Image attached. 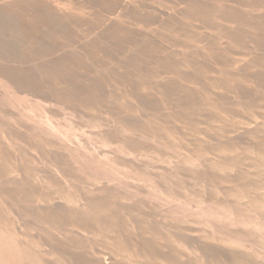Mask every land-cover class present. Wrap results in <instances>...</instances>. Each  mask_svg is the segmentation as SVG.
<instances>
[{
  "label": "rangeland",
  "instance_id": "obj_1",
  "mask_svg": "<svg viewBox=\"0 0 264 264\" xmlns=\"http://www.w3.org/2000/svg\"><path fill=\"white\" fill-rule=\"evenodd\" d=\"M0 264H264V0H0Z\"/></svg>",
  "mask_w": 264,
  "mask_h": 264
}]
</instances>
